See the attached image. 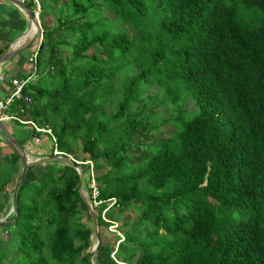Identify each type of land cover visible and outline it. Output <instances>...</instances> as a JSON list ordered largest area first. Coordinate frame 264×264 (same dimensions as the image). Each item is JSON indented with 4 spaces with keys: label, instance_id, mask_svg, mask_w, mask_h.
<instances>
[{
    "label": "trees",
    "instance_id": "16d2710c",
    "mask_svg": "<svg viewBox=\"0 0 264 264\" xmlns=\"http://www.w3.org/2000/svg\"><path fill=\"white\" fill-rule=\"evenodd\" d=\"M40 8L35 72L15 76L35 80L10 112L52 131L56 146L42 135L44 157L56 148L93 163L103 202L94 263L264 264V0H40ZM189 98L194 115L183 110ZM158 117L173 121L172 137L133 163L134 136L148 139ZM24 132L23 147L35 136ZM0 161L1 219L20 174L16 153ZM78 166L88 181V166ZM79 188L74 167L30 166L16 221L0 227L9 237L0 238V264H91L95 232ZM110 199L106 218L123 241L101 218Z\"/></svg>",
    "mask_w": 264,
    "mask_h": 264
},
{
    "label": "water",
    "instance_id": "95a60500",
    "mask_svg": "<svg viewBox=\"0 0 264 264\" xmlns=\"http://www.w3.org/2000/svg\"><path fill=\"white\" fill-rule=\"evenodd\" d=\"M5 1L14 5L15 7H17L24 14V16L27 18L29 25H28L27 30L23 34V36L21 38H19L12 46H10L7 50H5L0 55V70H1V67L5 63L10 61L15 56L21 54L25 49L31 47L42 34L41 21L39 20V16L34 13V10L29 8L21 0H5ZM32 23L36 24L37 30L30 34ZM0 139L3 140L4 144L8 148H10L12 150V152L17 154V156L19 158V163L22 166L20 176H19L18 180L16 181L15 186L13 188L12 204H11V208H10L9 213H8V215L9 214L12 215V220L10 222H7V223L0 220V227H3L7 224L12 225L16 221L17 191L21 185L22 180L24 179V176L26 174L27 169L34 164L45 163V162H49V161L62 162L68 166L74 167L77 170L79 178H80L79 193H80L81 199L83 200V202L86 204V206L89 208V210L91 212L93 228H94V232H95V243L93 244L92 249L90 251V255H89L90 263L95 264L94 263V256L96 253V249L100 243V237H99L98 226H97V216H96V211L91 207L89 198L84 191V186H83L84 177H83V173L81 171V168L78 166V163L76 161H74L73 157L70 155L56 156V157H43V158L31 160L29 158V155H28L26 149L15 139V137H13L8 132V130L4 127L3 124H0Z\"/></svg>",
    "mask_w": 264,
    "mask_h": 264
},
{
    "label": "crops",
    "instance_id": "0c3cea01",
    "mask_svg": "<svg viewBox=\"0 0 264 264\" xmlns=\"http://www.w3.org/2000/svg\"><path fill=\"white\" fill-rule=\"evenodd\" d=\"M28 20L24 14L14 5L6 2L5 0H0V49L7 50L12 46L19 38L23 36L25 31L28 28ZM40 39V38H39ZM40 41L37 43L36 48L33 50V47L25 49L20 56L12 58L10 61L5 63L0 70V101L8 98L11 94V85L10 80L14 78L21 71H29V62L28 59L30 55L38 49ZM4 127L8 132L15 137L17 141L24 137L25 129L29 128L27 126H19L14 123L4 124ZM42 142L38 145H35L32 142V139L25 143L24 148L26 149L30 159L43 158L42 150L40 146L42 145L44 139L41 136ZM12 151L10 148L4 146L3 140L0 139V153L4 155ZM21 164L18 163L14 167V173L17 175L21 173ZM18 180V179H17ZM13 191V189H11Z\"/></svg>",
    "mask_w": 264,
    "mask_h": 264
},
{
    "label": "built area",
    "instance_id": "2783aa9c",
    "mask_svg": "<svg viewBox=\"0 0 264 264\" xmlns=\"http://www.w3.org/2000/svg\"><path fill=\"white\" fill-rule=\"evenodd\" d=\"M22 2H24L25 4L28 2H31L34 5V13L36 15L39 16L40 12H41V8H40V0H21ZM40 38V42L42 40V36L39 37ZM37 51L38 49H36L29 57L28 62H29V69L32 70L33 72H35L36 69V56H37ZM2 79V78H0ZM35 80V75L31 76L28 79H20V78H12L10 80V85H11V94L9 95L8 98H5L3 100L0 101V124H7V123H18L20 125H24V126H29L34 132H35V136L32 138V142L35 145H38L42 142V135H48L52 142L54 143V145L56 146V138L54 137L52 131L47 128V127H40L35 121L31 120V119H22L21 117H19V115H17V113L14 112H10V107L12 105V103L15 100H19L22 97V90L23 87L29 82V81H34ZM28 102L30 101L29 99L27 100ZM54 156H65L63 153L58 152L56 150V148L53 151ZM74 159V158H73ZM75 161V160H74ZM78 164H83L88 166V189L90 190L89 195L87 194L89 201H90V205L93 209H98L103 202L101 200L98 199L99 197V190H98V186H97V182H96V172L94 170L93 167V163L89 160H86L85 162H79L76 161ZM115 203V199H110L107 202V207L101 211V218L105 221V222H109L111 225L109 226V230L110 232L116 233L118 236H120V241L124 240V237L118 232L117 227L118 224L117 222L114 221H108L106 218V212L109 210L110 207H112ZM9 213V212H8ZM11 215V214H9ZM8 214L4 217L1 218L0 220L5 221V219L7 218V216H9ZM119 243V242H118ZM111 257L116 260L114 258V254L111 255Z\"/></svg>",
    "mask_w": 264,
    "mask_h": 264
},
{
    "label": "rangeland",
    "instance_id": "374dc122",
    "mask_svg": "<svg viewBox=\"0 0 264 264\" xmlns=\"http://www.w3.org/2000/svg\"><path fill=\"white\" fill-rule=\"evenodd\" d=\"M32 10H34L32 8ZM108 16L112 17L109 13H106ZM39 20H40V17H39ZM48 23L50 24H53L54 25V16H50L48 19ZM128 30L129 32L131 33L132 36H135L137 33L135 31V29L133 28L132 25H129L128 26ZM40 41V39H39ZM37 44L35 43L32 47H33V50L36 48ZM100 49L97 47L95 49V52L96 53H99ZM158 92V89L157 88H152L150 91H148V93H156ZM192 98V97H191ZM196 99H187L184 104H183V110L186 112V113H192V115H194L195 111H197L198 109V105L196 103ZM160 112H161V115L163 118H166L169 114L166 110V108L164 106H160L159 108ZM161 120L162 118L161 117H158V120H157V123L158 124H161ZM175 130V124L173 123V121H169L168 123L166 124H161L159 125V128L154 131L150 137L148 139H143L142 136L140 134H136L134 136V139H133V143L129 149L131 155L133 156V163H138L140 162L141 160H143L146 156H147V151H146V148L147 147H150V146H153V145H159V144H163L165 141H167L169 138L172 137L173 135V132ZM78 156V161L79 162H82L84 160H87L88 157L86 155H82L79 151L77 152L76 154ZM5 155L4 153H0V157L3 158ZM72 157L74 158V156L72 155ZM33 160V159H31ZM85 162V161H84ZM0 164H1V161H0ZM7 168V167H6ZM5 168V169H6ZM19 174V172L17 173V175ZM84 182H83V186H84V191L86 194L89 195V192L90 190L88 189V186H87V173L84 172ZM12 190H10L8 192V202L10 201L11 197H12ZM7 207H9L7 209V213L9 212L10 210V206L8 205ZM80 208H82L83 210L85 209V206L81 205ZM6 213V215H7ZM5 215V216H6ZM84 220L89 222L90 220V215L89 214H85L84 215ZM108 231L110 232L109 228H108ZM106 230V228H101V236L104 240L105 243L111 241L112 237L110 235V233ZM0 238L4 239L5 241V244H7L9 242V237L5 234H2L1 230H0ZM95 243V239L93 241V244ZM100 257V256H99Z\"/></svg>",
    "mask_w": 264,
    "mask_h": 264
},
{
    "label": "bare ground",
    "instance_id": "6f19581e",
    "mask_svg": "<svg viewBox=\"0 0 264 264\" xmlns=\"http://www.w3.org/2000/svg\"><path fill=\"white\" fill-rule=\"evenodd\" d=\"M36 30H37L36 24L35 23H32L31 24V32H30V34L33 33V32H35Z\"/></svg>",
    "mask_w": 264,
    "mask_h": 264
}]
</instances>
